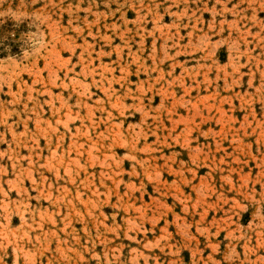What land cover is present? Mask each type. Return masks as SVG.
Returning <instances> with one entry per match:
<instances>
[{"label":"rangeland","instance_id":"obj_1","mask_svg":"<svg viewBox=\"0 0 264 264\" xmlns=\"http://www.w3.org/2000/svg\"><path fill=\"white\" fill-rule=\"evenodd\" d=\"M0 264H264V0H0Z\"/></svg>","mask_w":264,"mask_h":264},{"label":"trees","instance_id":"obj_2","mask_svg":"<svg viewBox=\"0 0 264 264\" xmlns=\"http://www.w3.org/2000/svg\"><path fill=\"white\" fill-rule=\"evenodd\" d=\"M3 45H4V46H9V44H6V43H4Z\"/></svg>","mask_w":264,"mask_h":264}]
</instances>
